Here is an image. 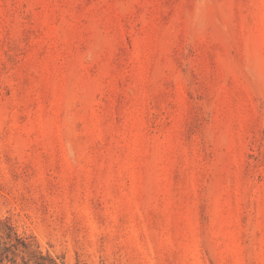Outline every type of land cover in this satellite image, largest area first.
<instances>
[{
	"label": "rangeland",
	"instance_id": "374dc122",
	"mask_svg": "<svg viewBox=\"0 0 264 264\" xmlns=\"http://www.w3.org/2000/svg\"><path fill=\"white\" fill-rule=\"evenodd\" d=\"M0 264H264V0H0Z\"/></svg>",
	"mask_w": 264,
	"mask_h": 264
}]
</instances>
